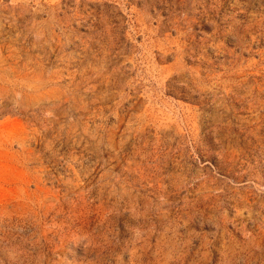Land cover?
I'll use <instances>...</instances> for the list:
<instances>
[{
    "label": "rangeland",
    "instance_id": "rangeland-1",
    "mask_svg": "<svg viewBox=\"0 0 264 264\" xmlns=\"http://www.w3.org/2000/svg\"><path fill=\"white\" fill-rule=\"evenodd\" d=\"M0 264H264V0H0Z\"/></svg>",
    "mask_w": 264,
    "mask_h": 264
}]
</instances>
